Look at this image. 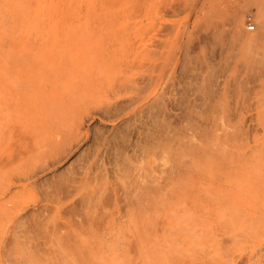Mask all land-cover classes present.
Listing matches in <instances>:
<instances>
[{"label": "rangeland", "instance_id": "rangeland-1", "mask_svg": "<svg viewBox=\"0 0 264 264\" xmlns=\"http://www.w3.org/2000/svg\"><path fill=\"white\" fill-rule=\"evenodd\" d=\"M0 24V264H264V0Z\"/></svg>", "mask_w": 264, "mask_h": 264}, {"label": "built area", "instance_id": "built-area-1", "mask_svg": "<svg viewBox=\"0 0 264 264\" xmlns=\"http://www.w3.org/2000/svg\"><path fill=\"white\" fill-rule=\"evenodd\" d=\"M247 26L249 30H254L256 28V24L254 23V18L251 15L247 16Z\"/></svg>", "mask_w": 264, "mask_h": 264}, {"label": "bare ground", "instance_id": "bare-ground-1", "mask_svg": "<svg viewBox=\"0 0 264 264\" xmlns=\"http://www.w3.org/2000/svg\"><path fill=\"white\" fill-rule=\"evenodd\" d=\"M53 21H55V24H56V18H53ZM2 24H0V26H1ZM0 52H5V48L4 47H2V46H0Z\"/></svg>", "mask_w": 264, "mask_h": 264}]
</instances>
